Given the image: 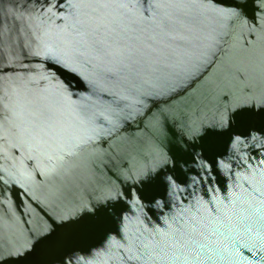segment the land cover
<instances>
[{"label":"water","instance_id":"water-1","mask_svg":"<svg viewBox=\"0 0 264 264\" xmlns=\"http://www.w3.org/2000/svg\"><path fill=\"white\" fill-rule=\"evenodd\" d=\"M0 264H264V0H0Z\"/></svg>","mask_w":264,"mask_h":264}]
</instances>
